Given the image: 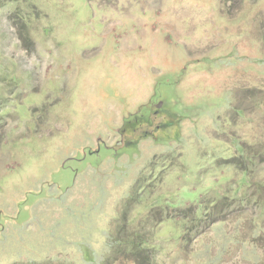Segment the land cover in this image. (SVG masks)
Instances as JSON below:
<instances>
[{"label":"rangeland","instance_id":"1","mask_svg":"<svg viewBox=\"0 0 264 264\" xmlns=\"http://www.w3.org/2000/svg\"><path fill=\"white\" fill-rule=\"evenodd\" d=\"M144 257L264 264V0H0V264Z\"/></svg>","mask_w":264,"mask_h":264},{"label":"trees","instance_id":"2","mask_svg":"<svg viewBox=\"0 0 264 264\" xmlns=\"http://www.w3.org/2000/svg\"><path fill=\"white\" fill-rule=\"evenodd\" d=\"M244 158H246V154L244 153ZM253 162V157H250V159H245L244 160V162H241L240 164H245V166H242L243 168H245L244 170L245 171H247V172H249V169H248V162ZM130 236L129 237H131V236H133V234L131 235V234H129ZM126 245H127V248H128V250H130V252H131V254L132 253H137V254H140L141 253V251L142 250H140V248H141V245L138 243H136L135 242V240H133V241H129V240H127L126 242ZM145 250H147V249H145ZM143 252V251H142ZM145 252H147V251H145ZM145 252H143V253H145ZM149 256V255H148ZM144 258H146L145 260L146 261H144L146 264H150V261H151V258L149 259L148 257H144Z\"/></svg>","mask_w":264,"mask_h":264},{"label":"flooded vegetation","instance_id":"3","mask_svg":"<svg viewBox=\"0 0 264 264\" xmlns=\"http://www.w3.org/2000/svg\"><path fill=\"white\" fill-rule=\"evenodd\" d=\"M155 112H156V114H157V110H156ZM127 126H128V124L125 123V126L123 127V130H125L124 133H129V131H130V133L134 135L135 133L138 132V128H135V129L130 128V129H129ZM130 127H131V126H130ZM128 129H129V130H128ZM130 133H129V134H130Z\"/></svg>","mask_w":264,"mask_h":264}]
</instances>
